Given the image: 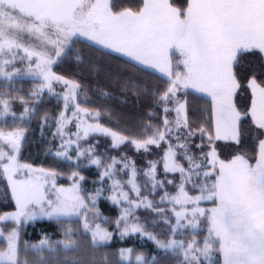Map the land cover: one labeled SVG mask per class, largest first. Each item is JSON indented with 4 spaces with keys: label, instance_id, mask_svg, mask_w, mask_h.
Instances as JSON below:
<instances>
[{
    "label": "snow or ice",
    "instance_id": "obj_1",
    "mask_svg": "<svg viewBox=\"0 0 264 264\" xmlns=\"http://www.w3.org/2000/svg\"><path fill=\"white\" fill-rule=\"evenodd\" d=\"M84 41L127 56L135 62L133 66L158 68L165 73L168 86L155 93L156 103L165 114L175 111L177 118L169 121L165 115L161 120L163 129L148 124L144 132L137 134L139 138L118 134L99 123L103 115L100 109L76 103L82 85L53 71L58 61L69 59L73 53L75 61L83 63L75 46ZM172 49L181 57L183 72L172 69ZM254 56L264 61V0H189L186 7L176 6L172 0H142L135 6H126L123 0H0V122L7 123L11 118L14 125L7 132L0 129V170L11 183L17 206L16 212L0 215V237L6 242L0 248V264H29L24 259L28 249L36 254L35 264H96L95 258L85 260L72 255L80 251L78 233L84 234L93 250L110 244L114 235L96 222H106L97 206L103 188L93 193L83 189L85 178L79 170L71 172L70 187H61L52 195L46 185L56 189L55 180L60 174L56 170H34L39 174L13 179L21 169L30 167L17 160L25 130L16 127L15 122L23 123L38 114L30 101L45 91L58 95L54 83L67 87L62 96L65 109L71 100L73 116L83 113L93 119L92 123L78 121L80 130L69 135L64 132L67 117L61 113L54 121L57 130L53 136L62 141L55 157L70 168L94 165L101 169L100 182L111 181V201L127 205L115 221L120 238L147 236L160 253L146 257L134 248L119 249L114 258L105 256L103 264H165L168 257L173 258V264H221L219 258L222 264H264V139L258 141L254 163L244 154H236L227 162L219 160L213 144V140L241 144L242 117L233 102L241 88L252 91V121L264 136V72L258 82L251 64ZM24 76L36 83L27 98L13 86L15 77ZM189 87L207 93L215 106V136L209 135L207 147L195 143L186 101L177 98L181 88ZM14 102L20 104V113L14 110ZM49 119L47 115L41 117L42 129ZM198 131L201 137L206 132L202 128ZM90 133L110 136L113 148L130 144L137 151L149 152L152 146L166 143L161 162L165 174H180L177 194L167 193L164 186L173 181L160 178L158 162H149L142 173L147 178L144 188L150 193L164 189L165 194L158 203L143 196L136 183L135 163L126 155L102 158L92 144L84 147L80 141ZM129 172L131 178H120V173L127 177ZM128 185L131 188L125 191ZM186 185L199 194H190ZM165 200L172 205L175 219L174 223L171 218L165 219L169 232L160 239L139 222L135 213L142 206L168 217L167 209L161 207ZM201 201H210L214 206L202 208ZM44 218L69 225L63 232L64 239L53 242L45 235L37 244L23 242V226ZM73 218L82 225L76 231L70 226ZM205 230L206 236L201 235Z\"/></svg>",
    "mask_w": 264,
    "mask_h": 264
},
{
    "label": "trees",
    "instance_id": "obj_2",
    "mask_svg": "<svg viewBox=\"0 0 264 264\" xmlns=\"http://www.w3.org/2000/svg\"><path fill=\"white\" fill-rule=\"evenodd\" d=\"M123 2L126 6L142 4V0H123ZM188 2L189 0H172V3L179 7H186ZM75 48L82 57L83 63H77L74 59L75 53H73L69 59L60 61L54 67V71L70 80L78 81L82 85L83 92L80 93L79 100L90 109L101 110L103 113L99 120L101 124L119 134H131L132 138H139L137 134L144 132L148 124L163 128L161 120L166 114L157 106L155 93L168 86L167 78L137 64L133 66L134 63L130 60L86 41L77 43ZM180 59L178 53L174 54L175 67L178 72H183L184 68L179 63ZM251 64L254 65L256 79L260 82L262 72H264V61L254 56L251 58ZM0 83H3L1 79ZM34 83V80H16L15 88L21 89L22 93L19 95H24L27 98ZM83 96L88 99L87 102L82 100ZM181 99L186 101L187 119L192 130L196 133L194 136L195 143H203L207 147L209 135L214 136L211 101L188 90L181 92ZM252 99L250 88H241L234 98L235 106L242 115L240 122L242 129L241 144L236 145L234 141L213 140L218 156L223 161L231 160L236 154H244L253 163L258 158V141L264 139V136H260L259 130L252 121ZM61 102L57 97H52L47 93L44 95L37 106L38 114L28 124L27 137L20 159L33 165L52 168L62 174L67 173L65 175L79 170L83 175L95 178L98 176L95 170L70 168L65 163L57 161L50 154V143L54 139L53 131L48 133L45 132L48 129L41 128V117L47 115L55 121L62 110ZM54 124L55 122H53ZM13 127L11 122L0 124V129H12ZM200 128L206 130L203 137L198 131ZM147 135H151V132H148ZM188 188L192 194L199 193L198 190L194 191L191 187ZM209 203L211 202L205 203V205L212 204ZM100 209L104 215L111 218L107 226L113 229L114 219L119 215L117 207L107 201H102ZM141 214L144 216L147 212ZM147 226L149 225L147 224ZM153 226L156 228L148 227L149 231L154 229L159 237L165 236L169 232V226L163 224L158 216ZM66 228V224L61 225L55 221L43 220L34 225L26 226L23 236L27 241L33 242L40 241L44 235H50L53 239L58 240L63 238V232ZM206 234V230L201 233L205 236ZM4 245L5 242L0 240V248ZM125 248L145 250L149 257L160 254L154 244L150 242L145 244L133 238L124 241L115 238L111 244L105 246L109 252ZM165 264H173V258H166Z\"/></svg>",
    "mask_w": 264,
    "mask_h": 264
},
{
    "label": "rangeland",
    "instance_id": "obj_3",
    "mask_svg": "<svg viewBox=\"0 0 264 264\" xmlns=\"http://www.w3.org/2000/svg\"><path fill=\"white\" fill-rule=\"evenodd\" d=\"M34 42H36V41L34 40ZM25 63H27V62L25 61ZM58 63H60V61H58L57 64ZM56 65L53 66V71H54V67ZM18 66L21 68L24 67L23 64H18ZM0 79L3 81V77H0ZM21 79L33 80V78L29 77V76L15 77L14 78L15 81L21 80ZM13 86L16 87V84H14ZM35 86H36V83L33 84V89L35 88ZM53 90H54V93L58 94V95L50 94L47 91H45L44 94H42L36 100L30 101V103L33 104V106L37 109V106L40 104V102L42 101V99L46 93L52 97H57L59 100H61L62 101L61 102L62 103V110H61L60 114L64 113L65 116L67 117V121H68V123L66 124V126L64 128V132L69 134V135H72V134H74L80 130L77 126L78 121H85L87 123L93 122V119L91 117L85 116L83 113L78 114V116H73V112L75 111V108L73 107V102L71 100L68 102V108L65 109V102L62 99L63 94L67 92V87L65 85H63L62 83H54L53 84ZM183 90L184 89L181 88V90L177 93V98L181 99V92ZM21 93H22V91H20V94ZM22 96H24V95H22ZM79 98H80V94L77 97L76 103H79L81 107H86L85 104L79 100ZM82 100L85 102L88 101V99L85 96H83ZM169 107L174 108L175 105H169ZM14 110L17 113H20L22 111L19 103L14 102ZM60 114L57 117V119L60 118ZM186 114H187V110H186ZM166 115H167V118L169 121H174L177 118L175 111H170ZM30 121H31V119L26 118L23 123H21L20 120H16V122H15V126L23 127L25 130L24 131V138L21 142V147H20L19 153L17 155V160H18L19 164L27 165L30 167L21 169L19 172L16 173V175L13 177V179H17V180L18 179H26L31 175L39 174L38 171H34V170H40V169L54 170L52 168L33 165L31 163H26V162L21 161V159H20V155H21V152L23 149L24 141L27 137L28 124ZM7 122H11L13 124V121L11 118H9ZM53 122H54V119L50 118L48 125L43 128L44 130L48 129L45 132L50 133L51 131H53V134L56 132L57 125H56V123L53 125ZM1 123H3V122H0V124ZM99 123H100V121H99ZM12 129H2V130L7 132V131H10ZM193 139H194V137H193ZM61 142L62 141H61L59 136H55L54 139L51 141V143H50L51 144L50 154L52 156L55 157L54 153L59 148ZM80 143L84 147H88L89 144L95 145L96 152L99 154H102V158L116 157L117 159H119L120 156L126 155L131 161H133L135 163V167L137 168V172H138V175L136 177V183L141 186L143 196H146L149 200H152V201L157 202V203L160 201V197L165 194L164 189H157L154 193H150L148 191V189L144 188V185L147 181V178L145 176H143L142 173L144 171H147L148 166H149V162H158L157 163V174H158V176L162 179L167 178L168 180L173 181V183H171V184H166L164 186V188L167 190V193L170 195H176L177 194L178 185L180 184V174L178 172L165 174L163 171V164L161 162L162 158L164 156V153L166 151V143H162L160 147L152 146L149 152H144L143 150L137 151L134 148V146H132L130 144H123L119 148H113L111 137L104 135L102 133H90L89 136L86 138V140L82 139L80 141ZM216 151H217V149H216ZM217 155H218V152H217ZM55 158L57 161H60L59 158H57V157H55ZM73 159H75V157H73ZM218 159L221 160L219 158V156H218ZM209 160H211V158H209ZM225 162H227V161H225ZM65 164L68 165L67 163H65ZM82 168L93 169L96 171V173H98V176L95 178L87 177L81 173V175H83L85 178L84 181L82 182V188L86 189L89 193H93L96 188H101V187L103 188V196L98 199L97 206H98L99 213L101 214L102 218H104V220H106V222H104L103 220H97L96 222L101 223L103 227L108 228L109 231H112L114 233L112 241L110 242V244L114 241L115 238H118L119 240H122V241L129 239V238H133L134 240H138V241L143 242L145 244L150 242V243L154 244L156 250H158L155 243L152 240H149L147 238V236L141 237L139 234H131V235L121 239L119 233L116 232V230H115V222H114V228L113 229H111L110 227L107 226V223L111 220V218L104 215L103 212L101 211V209H100L101 202L107 201L111 205L116 206L118 209V212H119L118 217L121 215V208L127 207V205L126 204L117 205L111 201L110 197L113 194L111 191H109V186L111 185V181L109 180L104 184H102L100 182L101 181V175L100 174L102 172L101 169H98L94 165H88L87 167H82ZM65 174H67V173H64V174L60 173L57 176V178L55 180L56 189H53L51 185H46V188L48 189L49 195H52V193H54L57 189H59L61 187H63V188L70 187V185L72 183L71 178H70V174L69 175H65ZM120 178L123 180H127V179L131 178V173L129 172L127 177L124 176L123 173H120ZM185 187H186V190H188L189 193L192 194L188 188L191 186L186 185ZM130 188H131V185H128L125 187L124 190L129 191ZM130 194L133 197L135 196V193H130ZM192 195H197V194H192ZM208 202H210V201H201L200 207L210 209L211 207L214 206L211 203H209V204H211L209 206L205 205V203H208ZM161 207H164L167 209V211L169 213L168 217H161V216L157 215L156 212H153L151 210H146L142 206L136 210L135 215L139 218V222L144 224L147 227L148 231H149L148 227L152 226V228H154V229L156 228L155 226H153V224H155V220H156L157 216L159 217V219L161 221H163V224H166L164 221L167 218H171L173 223H174L175 217H174V214L171 213L172 205L170 203H168L167 200H165V202L161 205ZM16 211H17V206H16L15 199L12 196L11 183L9 182L7 176L2 172V170H0V215H6V214L13 213ZM142 212H147V214L143 216L141 214ZM118 217H116L114 220L116 221V219ZM43 220H48V219L44 218V219H38L36 221H30L26 225H24L22 228V231H21V240L27 244L39 243V241L38 242L27 241L24 238L23 234H24V230H25L26 226H28L30 224L34 225L38 221H43ZM76 220H77V218H73V223L70 225L74 231H76L77 229L82 227V225L80 223H77ZM48 221H50V220H48ZM146 222L149 226H147ZM9 223H11V222H9ZM66 226L68 227L69 225L66 224ZM202 227H203V225H202ZM154 229L150 230L149 232L156 234L154 232ZM46 236L50 237L53 242L57 241V239H53L50 235H46ZM78 236L80 237V239H79V243L81 246L80 251L78 253L72 254L76 257L84 258L85 260H90L91 258H95L96 264H103V258L105 256H108L109 259H112V258H114V255L118 253V251H115V252L107 251L105 249V246H108L109 244L105 245V246H100L98 250H93L92 248H90L88 246V239L84 236V234L78 233ZM164 237H166V236H164V235H162L161 237L158 236V238H160V239H165ZM197 238L199 239V237H197ZM63 239H64V236H63V238L58 239V240H63ZM0 240L5 242L3 237H0ZM125 249H127V248H125ZM135 250L138 253H143L146 257H149L148 254L145 252V250H138V249H135ZM44 255L47 256V250H45ZM24 259H26L29 262V264H35L36 254H35L34 250L28 249L24 253ZM219 259H220V262L222 264V258H219Z\"/></svg>",
    "mask_w": 264,
    "mask_h": 264
},
{
    "label": "crops",
    "instance_id": "obj_4",
    "mask_svg": "<svg viewBox=\"0 0 264 264\" xmlns=\"http://www.w3.org/2000/svg\"><path fill=\"white\" fill-rule=\"evenodd\" d=\"M86 42H88V41H86ZM89 43H91V42H89ZM95 46H97V47L102 48V49H104V50H106V51H109V52H111V53L117 54V55H119V56H122V57H124V58L130 60L127 56H125V55H123V54H121V53H115V52H112L110 49L103 48L102 46H98V45H95ZM176 53H178V52L176 51V49H172V50L170 51L169 55H170V59H171V62H172V69H173V71L178 72V71H177V68L175 67L174 61H173V56H174V54H176ZM178 54H179V53H178ZM130 61H131V60H130ZM131 62H133V61H131ZM133 63H135V62H133ZM137 65H139V64H137ZM139 66H141V67H143V68H145V69H147V70H150V71H152V72H155V73H157V74H159V75H161V76H163V77H165V78L168 79V77L165 75V73L161 72L158 68H152V67L143 66V65H139ZM184 90H186V91L188 90V91H190V92H194L195 94L200 95V96H203V97H205V98H207V99H209V100L211 101V103H212L213 122H214V136H215L216 113H215V106H214V103H213V101H212L211 96H209L207 93L199 92V91H197L196 89H193V88H191V87H189V88H187V89H184ZM234 98H235V96L233 97V102H234ZM234 104H235V103H234ZM241 117H242V115H241ZM224 141H231V140H224Z\"/></svg>",
    "mask_w": 264,
    "mask_h": 264
}]
</instances>
